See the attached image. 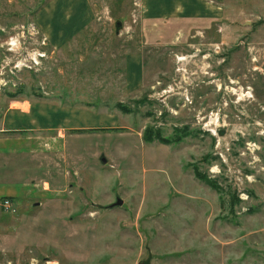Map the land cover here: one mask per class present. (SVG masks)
Listing matches in <instances>:
<instances>
[{"label": "rangeland", "instance_id": "rangeland-1", "mask_svg": "<svg viewBox=\"0 0 264 264\" xmlns=\"http://www.w3.org/2000/svg\"><path fill=\"white\" fill-rule=\"evenodd\" d=\"M43 1L0 0V102L64 103L98 129L55 146V207L7 214L0 198V264H264V0H224L223 18L203 23H148L130 0H98L56 54L40 32L19 34ZM131 52L142 57L133 94ZM21 60L33 69L11 74Z\"/></svg>", "mask_w": 264, "mask_h": 264}, {"label": "crops", "instance_id": "crops-1", "mask_svg": "<svg viewBox=\"0 0 264 264\" xmlns=\"http://www.w3.org/2000/svg\"><path fill=\"white\" fill-rule=\"evenodd\" d=\"M97 2L45 0L30 16V22L47 41L46 47L56 54L94 22ZM223 2L130 0V7L148 23H203L223 18ZM125 76L126 91H139L142 57L138 52L125 56ZM15 104L12 106L5 99L0 102V198L11 200L18 208H26V203L36 199L33 206L38 210L55 207V194L49 186L55 176L53 166L49 165L55 162V146H66L70 134L98 129V125L89 123L91 115L84 110L64 103L22 99L18 107Z\"/></svg>", "mask_w": 264, "mask_h": 264}, {"label": "built area", "instance_id": "built-area-1", "mask_svg": "<svg viewBox=\"0 0 264 264\" xmlns=\"http://www.w3.org/2000/svg\"><path fill=\"white\" fill-rule=\"evenodd\" d=\"M35 26V25H34ZM32 25V23H28L26 25H22L20 28H19V34L21 37L24 38L25 34L29 37V36H34L36 34H38V31H36L37 29H35L36 27H34ZM16 42L17 40L14 39V38H10L9 42L6 44V46L8 47L7 48V51L10 52L12 50L11 47L13 46H16ZM14 43V45H13ZM39 45H46V40L44 38H42V41L39 42ZM37 57H44V54H40L39 52L35 54L34 58L32 59V61L34 62L33 63V66H36L38 64V60H37ZM32 65L30 64H27V62H24V61H18L16 64H14L12 66V68H10V72L11 74H14V72H18V71H21L22 69H27V70H31L33 69ZM8 68V64L3 60L2 61V64H1V67H0V89H4L6 87L9 86V81H7L4 77L5 75V72ZM8 71V70H7ZM1 208L2 210L5 212V213H15L16 212V206L11 202V200L5 198L2 200L1 202Z\"/></svg>", "mask_w": 264, "mask_h": 264}, {"label": "trees", "instance_id": "trees-1", "mask_svg": "<svg viewBox=\"0 0 264 264\" xmlns=\"http://www.w3.org/2000/svg\"><path fill=\"white\" fill-rule=\"evenodd\" d=\"M115 107H116L119 111H121L122 113H124V114H129V113H131L130 107L127 106V105H124V104H122V103H117V104H115ZM150 129H151V128L145 129V130H144V133H143V139H144L145 141H148V142H151V141H152V138L154 137L153 132L151 133V130H150ZM90 130H92V129L84 130V131H90ZM80 132H81V131H80ZM156 137H157L158 141H160V142H162V143H172V142H178V141H179L178 138H177L176 136H174V137H172V138H170V139H166V138L163 139V138H161V137L158 136V135H156ZM194 175H195V177H196L198 180L204 182V183L207 184L210 188L215 189L216 191H218L216 185H215L211 180H205V178H204L203 176H200L197 172H195V170H194Z\"/></svg>", "mask_w": 264, "mask_h": 264}, {"label": "water", "instance_id": "water-1", "mask_svg": "<svg viewBox=\"0 0 264 264\" xmlns=\"http://www.w3.org/2000/svg\"><path fill=\"white\" fill-rule=\"evenodd\" d=\"M117 27H119V24L116 25ZM103 163H105V160L102 158L101 160ZM123 205V200L120 199L119 197L115 198V201L111 204H109L108 206H106L105 208L107 209H112V208H116V207H121ZM139 264H148V262H140Z\"/></svg>", "mask_w": 264, "mask_h": 264}, {"label": "bare ground", "instance_id": "bare-ground-1", "mask_svg": "<svg viewBox=\"0 0 264 264\" xmlns=\"http://www.w3.org/2000/svg\"><path fill=\"white\" fill-rule=\"evenodd\" d=\"M13 45H14V43H13Z\"/></svg>", "mask_w": 264, "mask_h": 264}]
</instances>
